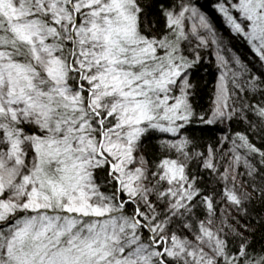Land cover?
Here are the masks:
<instances>
[{
	"label": "snow or ice",
	"instance_id": "6c2138e0",
	"mask_svg": "<svg viewBox=\"0 0 264 264\" xmlns=\"http://www.w3.org/2000/svg\"><path fill=\"white\" fill-rule=\"evenodd\" d=\"M0 264H264V0H0Z\"/></svg>",
	"mask_w": 264,
	"mask_h": 264
},
{
	"label": "trees",
	"instance_id": "16d2710c",
	"mask_svg": "<svg viewBox=\"0 0 264 264\" xmlns=\"http://www.w3.org/2000/svg\"><path fill=\"white\" fill-rule=\"evenodd\" d=\"M201 2L203 3L204 2V0H201ZM211 2V0H209V3Z\"/></svg>",
	"mask_w": 264,
	"mask_h": 264
}]
</instances>
